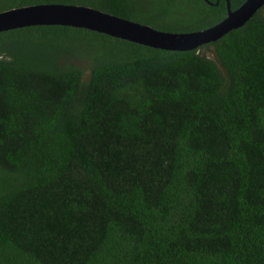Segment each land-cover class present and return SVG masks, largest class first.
I'll use <instances>...</instances> for the list:
<instances>
[{"label": "trees", "instance_id": "obj_1", "mask_svg": "<svg viewBox=\"0 0 264 264\" xmlns=\"http://www.w3.org/2000/svg\"><path fill=\"white\" fill-rule=\"evenodd\" d=\"M42 3L178 33L228 14V0L0 12ZM0 264H264V7L190 51L72 26L0 32Z\"/></svg>", "mask_w": 264, "mask_h": 264}, {"label": "water", "instance_id": "obj_2", "mask_svg": "<svg viewBox=\"0 0 264 264\" xmlns=\"http://www.w3.org/2000/svg\"><path fill=\"white\" fill-rule=\"evenodd\" d=\"M263 7L264 0H246L238 9L232 10L228 0L227 17L218 24L199 31L178 33L155 29L89 6L42 3L1 11L0 32L39 25L72 26L148 47L190 51L243 27Z\"/></svg>", "mask_w": 264, "mask_h": 264}]
</instances>
